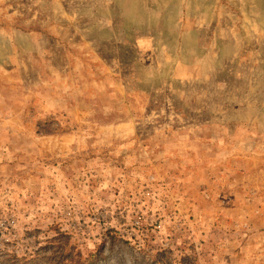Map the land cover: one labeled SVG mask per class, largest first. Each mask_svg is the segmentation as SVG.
Returning <instances> with one entry per match:
<instances>
[{
	"label": "rangeland",
	"instance_id": "1",
	"mask_svg": "<svg viewBox=\"0 0 264 264\" xmlns=\"http://www.w3.org/2000/svg\"><path fill=\"white\" fill-rule=\"evenodd\" d=\"M0 264H264V0H0Z\"/></svg>",
	"mask_w": 264,
	"mask_h": 264
}]
</instances>
